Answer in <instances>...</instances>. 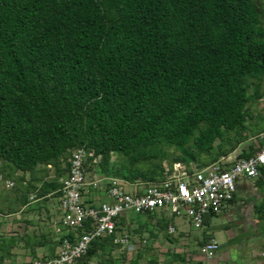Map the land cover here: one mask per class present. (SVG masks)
I'll use <instances>...</instances> for the list:
<instances>
[{
	"label": "trees",
	"instance_id": "trees-1",
	"mask_svg": "<svg viewBox=\"0 0 264 264\" xmlns=\"http://www.w3.org/2000/svg\"><path fill=\"white\" fill-rule=\"evenodd\" d=\"M263 90L264 0H0V173L17 185L0 187V218L38 192L30 213L49 221L79 147L102 158L90 170L130 183L164 180L165 163L230 157L264 133ZM160 222L151 237L170 239L172 220ZM56 245L0 235V264ZM117 248L98 239L76 264H125ZM150 252L130 264H158Z\"/></svg>",
	"mask_w": 264,
	"mask_h": 264
},
{
	"label": "built area",
	"instance_id": "built-area-1",
	"mask_svg": "<svg viewBox=\"0 0 264 264\" xmlns=\"http://www.w3.org/2000/svg\"><path fill=\"white\" fill-rule=\"evenodd\" d=\"M262 139L263 144L249 157H223L205 168L196 163L190 166L182 162L173 166L165 163V179L149 183H130L108 177L99 170H90L101 162V156L85 147L76 148L69 169L60 178L59 195L50 199L52 221L45 226L9 221L0 234H50L57 242L55 256L32 258V264H76L88 254L94 241L105 237H112L118 246L113 256L126 253L125 264L134 261L145 247L151 248L150 253L158 259V264L170 263L167 255L171 253L185 254L186 264H190L197 251L207 261L218 258L220 264H225L231 260L230 254L222 252L217 242L211 240L196 248L191 244L189 232L182 230V225L174 220L180 219L192 230L201 231L207 215H222L228 211L239 180L255 181L261 176L264 136ZM48 169L47 181L51 182L56 178V170L52 165ZM16 174L25 178L24 184L31 179L30 172ZM16 186L14 179L0 173V187L15 189ZM39 200L38 192L30 194L27 208ZM137 217H142V225ZM162 218L172 220L168 228L171 238L165 242L157 241L150 233L160 234ZM142 226L148 229V235L140 233ZM173 238H180L178 244ZM183 247L185 252L180 251ZM139 262L147 264L148 258H141ZM6 264L13 262L8 260Z\"/></svg>",
	"mask_w": 264,
	"mask_h": 264
},
{
	"label": "crops",
	"instance_id": "crops-1",
	"mask_svg": "<svg viewBox=\"0 0 264 264\" xmlns=\"http://www.w3.org/2000/svg\"><path fill=\"white\" fill-rule=\"evenodd\" d=\"M263 136L264 133L260 135H252L248 141L240 146L238 150L239 152L233 153L230 156L231 159L240 157V154H242L243 151H245L247 155L254 154L256 149L263 144ZM237 194H240L239 197H237ZM240 196L242 199L240 203H238ZM34 204H32L29 208H27L26 205L21 212L1 217L2 226L0 228V233L9 221H13L14 223L25 222L37 226H45L52 221L54 215L53 208L51 207L52 203H50V201L47 209L49 210L51 219L42 223H36L35 215L30 213L31 207ZM23 213L28 214L27 219L23 217ZM222 215L227 216L230 224H233L232 236L228 240V243L220 246L221 251L228 252L231 257V260L225 264H264V256H262L264 253V168L261 170V176L258 180H239L237 183L235 199L229 210ZM140 218L141 219H138V222L142 225V217ZM176 223L182 225V230L188 229V227H186V222L177 220ZM144 226L146 227V225ZM144 226L141 227V231L145 229ZM181 235H183V232ZM156 240L165 242L167 239L159 237ZM179 240L180 238H173L172 241L178 244ZM191 244L194 246L193 241H191ZM185 250V247L180 248V251L185 252ZM29 251L31 252V250L24 248L15 249L14 252L16 253V261L13 262V264H25V262L32 264V258L36 259L39 256H42L45 259L53 258L57 251V245L54 251L49 248L39 249L36 257L32 254V252L30 254ZM22 253H27L28 256L23 257ZM120 255L121 254L119 252L118 255L114 257L119 258ZM195 255V258H193L194 260L197 259V264H204V258L197 257L200 255L198 251L195 252ZM167 256L170 258H168L170 261L168 264H186L187 262L185 254L183 253H171ZM149 257H152L151 253H149ZM25 258L30 260H25ZM194 260H192V262H194ZM192 262L190 264H192ZM137 264L141 263L138 262ZM205 264H220V261L216 258L214 260L207 261Z\"/></svg>",
	"mask_w": 264,
	"mask_h": 264
},
{
	"label": "rangeland",
	"instance_id": "rangeland-1",
	"mask_svg": "<svg viewBox=\"0 0 264 264\" xmlns=\"http://www.w3.org/2000/svg\"><path fill=\"white\" fill-rule=\"evenodd\" d=\"M264 91V90H263ZM261 91V93H263ZM260 110H263L264 108V99L260 101ZM256 138V137H255ZM255 140V139H254ZM239 150V149H238ZM236 152H239V151ZM235 152V153H236ZM2 191V189H0ZM240 194H237V197H239ZM238 199V198H237ZM241 196L238 201L240 203L241 201ZM7 210V209H6ZM136 218V217H134ZM138 219H141L140 217H137ZM237 218V217H236ZM177 222V220H174ZM179 221H182L179 219ZM2 220L0 218V228L2 226ZM186 227H188L187 231L190 234L191 241H193L194 246L197 248L199 245L209 242V241H214L219 244V246H222L226 243H228V240L232 236V229H233V224H230L228 221V217L224 215H207L205 219V224L204 227L201 231H195L192 230L191 227L186 223ZM1 231V229H0ZM141 234L143 235H148L149 231L148 229H144L140 231ZM163 238V237H161ZM205 241V242H204ZM23 257L28 256L27 253H22ZM197 257H203L204 258V264L207 262V259L204 256L198 255ZM102 258H95L93 261V264H106V260H101ZM25 260H30L28 258H25ZM25 264H29L26 263ZM193 264H197V259L194 260Z\"/></svg>",
	"mask_w": 264,
	"mask_h": 264
}]
</instances>
